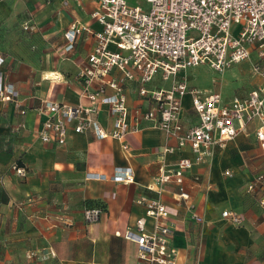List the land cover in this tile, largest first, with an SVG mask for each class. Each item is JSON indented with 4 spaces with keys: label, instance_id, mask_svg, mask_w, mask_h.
Segmentation results:
<instances>
[{
    "label": "crops",
    "instance_id": "0c3cea01",
    "mask_svg": "<svg viewBox=\"0 0 264 264\" xmlns=\"http://www.w3.org/2000/svg\"><path fill=\"white\" fill-rule=\"evenodd\" d=\"M64 1L0 0V77L19 92L26 111L22 115L15 102L0 100V264H139L137 244L124 237L137 219L146 218L139 198L157 196L149 189L154 178L174 169L180 158L194 155L189 147L165 154L176 141L148 121L123 141L71 129L62 146L40 140L37 130L45 116L37 109L43 101L87 104L80 96V72L96 40L83 34L69 43L70 24L77 20L93 32L102 29L91 17L94 1L69 0L68 7ZM26 25L33 29L26 30ZM204 68L210 69H189L179 79L186 77L191 89L220 93L226 103L247 95L260 82L251 75L250 61L219 73L225 80L213 84L207 82ZM246 76L249 88L241 89L236 81ZM173 80L157 75L148 88L169 89ZM125 94L131 115L151 108L137 82H128ZM181 117L186 126L198 123L190 95L183 99ZM98 120L111 129L108 106H101ZM255 131L256 125L250 124L186 171L187 202L179 200L175 182L164 186L160 199L170 211L165 222L173 230L176 264H264V188L250 189L253 179L264 175V154ZM118 168H131L134 181L113 180ZM86 208H103L104 214L88 224ZM225 210L238 213L242 223L223 218ZM147 225L152 227L150 219Z\"/></svg>",
    "mask_w": 264,
    "mask_h": 264
},
{
    "label": "built area",
    "instance_id": "2783aa9c",
    "mask_svg": "<svg viewBox=\"0 0 264 264\" xmlns=\"http://www.w3.org/2000/svg\"><path fill=\"white\" fill-rule=\"evenodd\" d=\"M91 1L96 3L91 17L102 29L93 32L75 20L66 32L71 44L83 34L96 40L88 65L80 72L84 81L80 96L87 104L43 101L37 110L45 117L37 135L43 143L59 146L66 143L70 129L76 134L92 133L100 139L123 141L148 121L176 141L177 146L166 148L165 154L189 147L193 158H180L174 169L162 170L154 178L149 189L157 196L138 200L152 227H148L146 218H140L124 234L137 244L139 264H176L177 252L171 245L173 230L165 222L170 211L160 199L164 186L175 182L179 200L187 202L186 171L202 164L214 146L234 140L250 124L256 125L255 136L264 154V0H145L146 8L130 0ZM63 6L68 7L69 0ZM24 28L33 29L28 25ZM247 61L260 82L247 95L227 103L220 93L191 89L186 77L179 79L180 73L200 66L224 73ZM114 72L120 76L115 78ZM157 75L164 81L174 79L169 89L148 88ZM130 81L139 84V94L151 104L148 111L131 115L125 94ZM188 95L198 117L194 126H186L181 117L182 102ZM18 98L19 92L0 77V100L15 102L24 115ZM101 106H108L113 116L111 129L98 120ZM16 171L25 174L23 169ZM113 180L133 182V170L118 168ZM256 185L264 188V175L256 176L250 189ZM261 201L264 206V198ZM103 214L102 208H86L84 219L88 224L95 223ZM222 217L234 225L242 223L239 214L231 210L223 211ZM194 218L201 221L197 215Z\"/></svg>",
    "mask_w": 264,
    "mask_h": 264
},
{
    "label": "rangeland",
    "instance_id": "374dc122",
    "mask_svg": "<svg viewBox=\"0 0 264 264\" xmlns=\"http://www.w3.org/2000/svg\"><path fill=\"white\" fill-rule=\"evenodd\" d=\"M130 3L131 4H133V5H136V4H139V5H142L144 8H146L147 7V3H146V1L145 0H130ZM244 63V62H243ZM204 70H205V72H207V74H208V78H206L208 81L207 82H221V79H223V77H222V75L221 74H219L218 72H216V71H213V70H211V69H208V68H204ZM235 70H236V68H235ZM252 75V74H251ZM225 78V77H224ZM244 80L243 81H241V80H238L237 79V81H236V83H239L240 82V87L239 88H244V87H246V89H248L249 87H247L248 85H246V84H248L250 81H249V79H248V77L246 76V78H243ZM223 80H225V79H223ZM222 80V81H223ZM231 81V80H230ZM245 82H247V83H245ZM212 83V84H213ZM234 94V93H233ZM234 96H240V94H238V93H236Z\"/></svg>",
    "mask_w": 264,
    "mask_h": 264
},
{
    "label": "bare ground",
    "instance_id": "6f19581e",
    "mask_svg": "<svg viewBox=\"0 0 264 264\" xmlns=\"http://www.w3.org/2000/svg\"><path fill=\"white\" fill-rule=\"evenodd\" d=\"M52 75V74H51ZM51 77H53V76H51ZM55 79V78H54Z\"/></svg>",
    "mask_w": 264,
    "mask_h": 264
},
{
    "label": "trees",
    "instance_id": "16d2710c",
    "mask_svg": "<svg viewBox=\"0 0 264 264\" xmlns=\"http://www.w3.org/2000/svg\"><path fill=\"white\" fill-rule=\"evenodd\" d=\"M103 209V208H102Z\"/></svg>",
    "mask_w": 264,
    "mask_h": 264
}]
</instances>
